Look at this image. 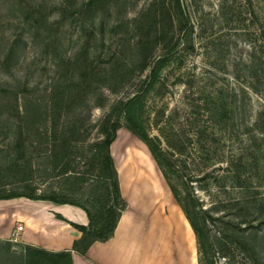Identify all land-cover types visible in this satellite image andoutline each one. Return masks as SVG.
<instances>
[{
    "label": "rangeland",
    "instance_id": "1",
    "mask_svg": "<svg viewBox=\"0 0 264 264\" xmlns=\"http://www.w3.org/2000/svg\"><path fill=\"white\" fill-rule=\"evenodd\" d=\"M139 93L134 117L166 164L128 131L115 145L148 154L164 209L180 206L161 171L179 200L207 208L211 264H264V0H0V195L37 187L95 206L80 196L95 144ZM16 242H0V264L69 262Z\"/></svg>",
    "mask_w": 264,
    "mask_h": 264
},
{
    "label": "crops",
    "instance_id": "2",
    "mask_svg": "<svg viewBox=\"0 0 264 264\" xmlns=\"http://www.w3.org/2000/svg\"><path fill=\"white\" fill-rule=\"evenodd\" d=\"M122 131L128 130L117 128L109 144V155L126 207L108 239L93 241L79 253L72 247L81 239V228L88 226V218L82 208L68 203L18 197L1 200L8 203L0 205V242L17 241L22 246L48 253H66L68 264H198L194 234L181 208L169 206L164 209L162 206L167 203V196L161 177L165 195L154 204L149 197H134L139 183L134 176L117 173L112 146L118 140V132ZM132 146L125 141L115 145L114 151L122 159L126 149ZM133 147L143 150L140 146ZM17 223H21L23 229L14 241L10 236Z\"/></svg>",
    "mask_w": 264,
    "mask_h": 264
},
{
    "label": "trees",
    "instance_id": "3",
    "mask_svg": "<svg viewBox=\"0 0 264 264\" xmlns=\"http://www.w3.org/2000/svg\"><path fill=\"white\" fill-rule=\"evenodd\" d=\"M162 61L163 58L159 57L152 64V66L150 67L151 75L155 72V70L161 67ZM141 94L142 93L134 94L131 97L126 98L124 101H120L116 105L115 109H113L114 121L110 125L109 130L105 133V139L95 144V148L97 150L96 156L98 160L97 173L95 179L89 185L88 191H85V193H81L80 195H86L92 198L95 202V206H93L92 208H87L83 204L77 201H72L65 195H61L60 191L43 192L37 187H32L29 191L21 194H11L6 196L0 195V200L25 197L31 200H49L56 203H68L82 208L87 215L88 226L87 228L79 227L82 231L81 239L75 241L72 247L73 250H76L79 253H82L86 249V247L93 241H102L108 239L113 233L121 212L126 207V203L120 194L117 174L113 166V161L109 155V144L114 139L117 128H119L118 117L122 116L127 123L125 128L134 136L143 141L159 169H163V164H166V157L163 154L162 150L147 134L141 123L134 117V108L140 102ZM25 116L26 111L22 114V117ZM30 125L34 126V120H32ZM161 174L192 229L196 243L198 264H202V261L206 263L208 261L206 256L207 252L204 251L202 247V238L204 237L203 230L205 228V220L202 214L208 213L207 208L202 207L200 201L196 199L197 197L193 195V193H186L185 199L179 200L178 193L170 187L169 182L162 171ZM78 176L79 175H76V177L74 178L77 180L80 178L81 180V177ZM68 178L70 179L72 177ZM99 191L100 193L98 194L97 192ZM97 196L99 198H97ZM227 202H234L233 204H235V202L239 203L238 200ZM224 238L229 243L239 245V242H236V236H234L233 234L227 233L225 234ZM22 247L23 249H27L29 251L35 250L41 253L53 254L30 246ZM227 250L225 251L228 253L231 249ZM209 263L211 264V261H208L206 264Z\"/></svg>",
    "mask_w": 264,
    "mask_h": 264
},
{
    "label": "bare ground",
    "instance_id": "4",
    "mask_svg": "<svg viewBox=\"0 0 264 264\" xmlns=\"http://www.w3.org/2000/svg\"><path fill=\"white\" fill-rule=\"evenodd\" d=\"M120 134L121 132H118L117 138ZM131 144L138 146L136 143H132V141ZM133 146L130 149H126L122 159L114 151L115 144L112 146V155L116 161L117 173L119 175L124 174L127 177L134 176L139 182L137 185L138 188L134 190V197L142 198L146 196L156 204L158 198L161 199L165 195L161 187L160 176L148 154Z\"/></svg>",
    "mask_w": 264,
    "mask_h": 264
},
{
    "label": "built area",
    "instance_id": "5",
    "mask_svg": "<svg viewBox=\"0 0 264 264\" xmlns=\"http://www.w3.org/2000/svg\"><path fill=\"white\" fill-rule=\"evenodd\" d=\"M23 229V226L21 223H17L12 231V237H11V240H16L17 239V236L18 234L22 231Z\"/></svg>",
    "mask_w": 264,
    "mask_h": 264
}]
</instances>
